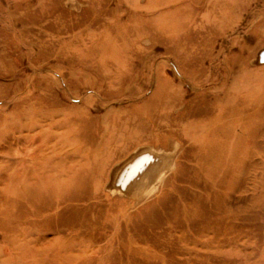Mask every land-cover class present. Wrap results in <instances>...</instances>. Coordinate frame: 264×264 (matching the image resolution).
<instances>
[{
    "label": "rangeland",
    "instance_id": "obj_1",
    "mask_svg": "<svg viewBox=\"0 0 264 264\" xmlns=\"http://www.w3.org/2000/svg\"><path fill=\"white\" fill-rule=\"evenodd\" d=\"M0 264H264V0H0Z\"/></svg>",
    "mask_w": 264,
    "mask_h": 264
},
{
    "label": "bare ground",
    "instance_id": "obj_2",
    "mask_svg": "<svg viewBox=\"0 0 264 264\" xmlns=\"http://www.w3.org/2000/svg\"><path fill=\"white\" fill-rule=\"evenodd\" d=\"M158 152H161L160 146L153 145V142L143 143L114 159L110 172L107 170L103 179V185L108 181L107 195L130 205L150 203L175 167L173 155L164 160ZM64 229L65 226L61 228Z\"/></svg>",
    "mask_w": 264,
    "mask_h": 264
}]
</instances>
